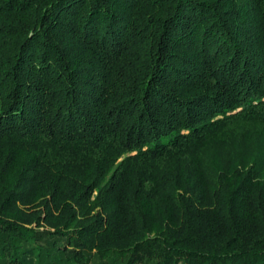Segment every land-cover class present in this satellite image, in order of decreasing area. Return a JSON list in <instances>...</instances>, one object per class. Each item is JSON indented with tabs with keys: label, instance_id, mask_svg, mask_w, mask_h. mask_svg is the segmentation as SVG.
I'll list each match as a JSON object with an SVG mask.
<instances>
[{
	"label": "trees",
	"instance_id": "obj_1",
	"mask_svg": "<svg viewBox=\"0 0 264 264\" xmlns=\"http://www.w3.org/2000/svg\"><path fill=\"white\" fill-rule=\"evenodd\" d=\"M0 264H264V0H0Z\"/></svg>",
	"mask_w": 264,
	"mask_h": 264
}]
</instances>
